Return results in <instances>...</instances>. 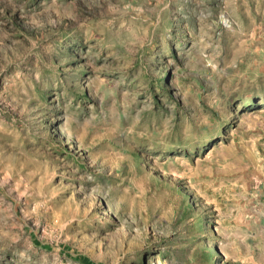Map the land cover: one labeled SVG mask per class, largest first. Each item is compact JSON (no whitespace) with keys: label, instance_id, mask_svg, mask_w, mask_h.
Wrapping results in <instances>:
<instances>
[{"label":"rangeland","instance_id":"374dc122","mask_svg":"<svg viewBox=\"0 0 264 264\" xmlns=\"http://www.w3.org/2000/svg\"><path fill=\"white\" fill-rule=\"evenodd\" d=\"M0 264H264V0H0Z\"/></svg>","mask_w":264,"mask_h":264}]
</instances>
